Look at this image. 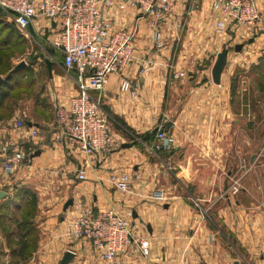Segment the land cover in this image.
<instances>
[{
    "label": "crops",
    "instance_id": "1",
    "mask_svg": "<svg viewBox=\"0 0 264 264\" xmlns=\"http://www.w3.org/2000/svg\"><path fill=\"white\" fill-rule=\"evenodd\" d=\"M115 3L107 12L114 29L138 30L137 61L124 74L133 85H138V97L133 100L121 92V77L113 75L102 93V104L128 128L145 137L159 127L151 126L146 120V90L154 87L163 91V99L166 89L170 88L164 113L167 120L160 126H165L174 137L172 150L161 153L158 158L151 156L143 144L134 142L133 133L120 127L119 134L113 133L115 138L122 144L134 146L105 156L99 164L88 169V180L80 182L77 171L80 166L89 164V159L77 146L57 141L59 129L54 115L56 106L66 105L76 94V87L63 68V55L48 52L47 56L54 55V60H50L54 63L51 74L45 62L48 57L44 59L48 74L46 95L50 97L51 108L42 107V117L24 120L28 128L14 131L10 126L12 121L8 126L3 117L4 104L0 105V144L26 145L31 141L30 128L39 132V137L29 144L35 153L40 151L41 154L33 158L31 166L14 175L15 182L22 185L42 182L51 192L65 190L70 195L61 205L55 204L47 210L45 225L55 229L51 234H57L56 237L61 235L74 242L77 247L68 250L76 254L74 260L82 259L84 264L106 263L92 254L88 244H78L69 235L70 223L81 212L79 205L97 211L113 209L123 215L132 212L130 221L134 235L150 241L151 253L147 259H124L123 264H264V161L260 160L264 140L259 143L251 136L253 139L243 141L240 135L235 136L238 131H257L260 124L252 122L255 110L246 92L233 91L229 66L232 53L228 54L220 84L216 85L212 79L217 55L226 43L231 42L233 46L243 43L232 42V34L217 36L212 0H173V12L161 27L165 46L158 50L153 45L154 17H141L134 10L123 9L118 0ZM261 4L263 23L259 29L262 33L257 35L253 48L250 47L253 49L250 60L256 56L255 51L264 47L263 0ZM185 11L189 20L182 41L179 29ZM29 31L52 51L60 30L56 23L39 19L33 21ZM180 40L184 48L178 51ZM143 61L150 63L147 72L142 71ZM177 74L181 76L175 78ZM153 139L154 135L148 142ZM231 142L236 144L238 153L244 143L245 147H259L250 158L251 166L239 179L241 188L236 197L231 195L230 189L233 172L226 169L230 162L228 156L232 155L228 152L227 156L229 146L233 148ZM123 173L134 178L126 192L116 187V179ZM136 174L141 178L135 179ZM159 191L167 197L163 202L154 198ZM70 199H74V205L65 211L64 206ZM40 210L41 205L37 203V218ZM204 211L211 212V221L204 217ZM6 253L9 256L10 252Z\"/></svg>",
    "mask_w": 264,
    "mask_h": 264
},
{
    "label": "built area",
    "instance_id": "2",
    "mask_svg": "<svg viewBox=\"0 0 264 264\" xmlns=\"http://www.w3.org/2000/svg\"><path fill=\"white\" fill-rule=\"evenodd\" d=\"M125 10H134L141 17L152 16L153 45L155 49L164 48L161 30L173 12V0H118ZM116 5L115 0H0V7L6 11L17 29L26 38L31 37L29 28L33 21L45 19L59 27V37L53 42L55 52L63 55V68L67 77L76 87L66 105L55 109V121L59 129V143L77 146L80 153L89 159V164L80 166L77 178L86 182L87 171L95 167L102 158L121 149L110 128L111 116L104 110L102 93L110 77H121L120 90L133 100L138 97V85L124 75L137 61L136 44L138 30L114 29L107 12ZM215 15L214 30L219 37L229 31L244 37L261 26V12L257 0H212ZM54 60V55H48ZM150 63L143 61L142 71L149 70ZM181 74L175 75V78ZM114 121V120H113ZM14 131L28 128L24 120L14 119L10 123ZM151 142H144L132 135L134 142L144 145V149L154 157L169 153L174 137L165 126H159ZM39 137L34 127L30 128L31 141ZM26 145L9 142L0 144L1 170L6 176H14L19 170L32 165L34 149ZM135 179L141 176L136 174ZM129 173L116 179V187L126 192L133 180ZM238 182L231 188V195L240 192ZM158 202L167 197L159 191L154 195ZM81 207L79 216L69 225V235L78 244H88L92 254L106 264H123L124 259H147L151 253L148 239L134 235L131 211L124 215L110 209L97 211L92 207ZM204 213H206L204 211Z\"/></svg>",
    "mask_w": 264,
    "mask_h": 264
},
{
    "label": "rangeland",
    "instance_id": "3",
    "mask_svg": "<svg viewBox=\"0 0 264 264\" xmlns=\"http://www.w3.org/2000/svg\"><path fill=\"white\" fill-rule=\"evenodd\" d=\"M259 1L257 0L258 8L261 12L262 9L260 7H262V0ZM195 9H199L197 4L195 5ZM186 12L187 11L184 13L181 27L179 29V37L182 41L185 38L189 20V15H186ZM262 17L263 14L261 12V24L263 23ZM260 29L257 28L255 31L244 37L231 31L228 32V34L234 36V41L232 42H240L245 45L244 49L239 52L240 55L235 53V45L233 46L231 42L226 43L224 46L225 48L223 49H228L229 53H232L229 66L231 65L230 70L232 74L233 91H235V93L238 90L246 92L249 101L254 105L252 106L255 110L253 111L254 121L252 122L253 124L256 123V125L260 124V128L257 131L244 133L238 131L235 132V136L237 137L240 135L243 138V141L250 138L258 139V142L262 143L264 140V47L263 49H260V51L258 50L257 53L255 51L254 55L256 56L253 60H250V56L253 55L252 45L255 43L257 35L262 33V30ZM250 40H252L251 43ZM0 42L5 43L4 48L0 49V57H3V65L8 63L14 69L21 62H25L27 63L26 68L29 70V72L23 73L18 88H13L12 93H10V97L6 102V105H4V119L6 122L8 121L7 123L9 126V123L14 119L27 120L42 117L40 116L41 108H51L50 97L46 95L48 74L44 63V59L48 57L47 53L51 50L43 40H40L39 38L35 39L33 36L29 38L23 36L9 15L0 16ZM183 45V42L178 45V51H181L184 48ZM171 61H173V58ZM7 75L8 74H2L0 77L5 78ZM168 75H170L169 72ZM168 86L169 83L165 85L166 88ZM167 91L170 93V88L166 89L165 98L161 99L163 91L154 87L146 90L147 100L144 102V106L147 111L146 120L151 126L163 125L167 120L164 116V113L167 111ZM46 116L48 117L49 115ZM110 124L113 133L116 132L119 134L121 132L117 123L113 120H111ZM125 139L129 140V137L126 136ZM237 140L238 139L235 138L234 142ZM234 142H231L233 148H230L231 146H229L227 151V156L228 152H232V155L229 154L228 156L230 162L226 168L227 172H233L232 174L234 177L230 180V183L232 184L231 188L236 182L241 183L239 179L243 177L245 172L251 166L250 158L252 154L259 151V147H245L246 144L244 143L245 146L240 148L242 151L238 153ZM150 155L153 156L152 154ZM260 160L264 161V153ZM241 163L242 166H240ZM1 166L2 162L0 160V189L1 192L5 194L0 200V264H59L63 258L62 253L64 250L68 251V248L77 246L74 242L71 243L70 239L68 241L63 237H60L61 235L59 236V234V237H56L57 234H51V231H53L54 228H49L45 225L47 220L46 212L51 206H55V204L58 206L61 205L65 198L70 197V195L67 194L65 190H54L51 192L42 182L39 184L32 182H28L26 185L19 184L17 181L15 182V176L5 177L2 175ZM71 186H73V184ZM24 190H27L33 196L35 195L36 203L41 205L38 218L37 212L33 218L34 224L36 223V225L33 227L35 232L32 238H36V243H34L36 251L33 254H30L26 259L20 257L14 258L11 255L12 250L18 248L19 233L17 232L16 226L23 218L25 212L29 210L28 204L31 200V195L30 197L24 196ZM223 197L226 198L225 195H223ZM233 197H236V195ZM209 212H206V214L204 213L203 215L211 221L209 219ZM6 251L10 252L9 256H7ZM75 262H77V264H84L82 259H76L71 262V264H74Z\"/></svg>",
    "mask_w": 264,
    "mask_h": 264
},
{
    "label": "trees",
    "instance_id": "4",
    "mask_svg": "<svg viewBox=\"0 0 264 264\" xmlns=\"http://www.w3.org/2000/svg\"><path fill=\"white\" fill-rule=\"evenodd\" d=\"M8 15L6 13H0V16ZM5 43L0 42V49L4 48ZM51 52V51H50ZM51 53H55V51L52 50ZM3 57H0V76L2 74H10V72L13 70V68L8 64H2ZM24 72H29L28 68L22 69L17 73H13L9 78L7 76L5 77V81L0 84V105L4 104L6 105L7 100L10 97V93H12L13 88H18L20 85L21 78L23 77ZM104 110L111 116V118L118 124V128H124L127 131H130L133 133V135L140 137L141 139L144 138L143 135L136 134L134 131H132L131 128H128L125 122L118 116L112 114L110 110L106 107H104ZM5 109V106H4ZM4 113V110L3 112ZM4 117V115H3ZM29 147H32L31 144H28ZM23 195L26 197H30L31 193L27 190L23 191ZM35 195H31V200L29 201L28 207L29 210L25 212L23 215V218L21 221L17 224V232L19 233L18 236V248H15L12 250V257H20L23 259H26L30 254H33L36 250L34 247V243H36V238H32L34 234V216L37 212V203L35 201Z\"/></svg>",
    "mask_w": 264,
    "mask_h": 264
},
{
    "label": "water",
    "instance_id": "5",
    "mask_svg": "<svg viewBox=\"0 0 264 264\" xmlns=\"http://www.w3.org/2000/svg\"><path fill=\"white\" fill-rule=\"evenodd\" d=\"M0 13H6V14H12L13 12L11 11H6L3 8L0 7ZM252 42V40H250V43ZM244 45L243 44H238L235 46V52H241V50L243 49ZM228 54H229V50L228 49H223L222 52H220L217 55V59L216 62L213 66L212 69V79L213 82L216 85H219L221 82V76L227 66L228 63ZM45 62L48 65V70L51 74V70H52V66L54 63H52L48 58L45 59ZM63 65V64H62ZM27 67V63L25 62H21L20 64H18L11 72L10 74L7 76V78H9L13 73H17L22 69H25ZM5 81V78H1L0 77V84L2 82ZM29 126H32L31 123H29ZM159 128H155L150 134H147L144 138L143 141L144 142H148L151 138L152 135H155L158 132ZM132 146H134V144H129V143H125L122 144L121 149H129ZM41 152L38 151L35 154H33L32 158L38 157L40 156ZM4 193L0 192V200L1 198H3ZM74 205V199H70L66 202L65 206H64V210L66 211L69 207ZM136 217V216H135ZM76 258V254L72 251H67L64 253L62 260L60 261L59 264H71V262H73V260Z\"/></svg>",
    "mask_w": 264,
    "mask_h": 264
}]
</instances>
